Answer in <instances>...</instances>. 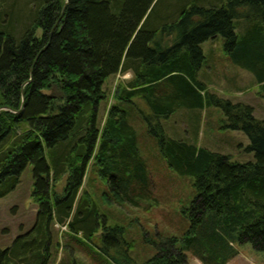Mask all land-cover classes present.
<instances>
[{"label": "trees", "instance_id": "16d2710c", "mask_svg": "<svg viewBox=\"0 0 264 264\" xmlns=\"http://www.w3.org/2000/svg\"><path fill=\"white\" fill-rule=\"evenodd\" d=\"M151 2L37 0L20 37L0 31V183L11 179L0 195L30 163L31 196L38 204L34 236L20 234L0 248V264H47L53 221L80 232L116 264H186L187 251L202 264H225L237 253L235 242L264 250V117H255L246 102L205 91L196 76L200 43L219 33L234 60L255 72L264 92V0H184L175 15L155 22L147 13ZM244 6L253 12L255 27L238 40L233 19ZM166 34L172 37L162 40ZM126 71L131 77L114 86V102L101 123L97 111L107 97L105 81ZM136 97L146 105L147 130L168 166L193 175L195 186L190 205L182 208L187 230L161 239L140 263L126 252L123 259L110 253L125 241L121 228L104 218L97 241L92 239L99 217L86 193H79L91 163L115 198L133 205L155 201L136 129L127 118ZM203 104L221 108L220 127L248 136L245 148L254 160H233L165 135L162 118ZM64 173L63 191L57 193L54 183Z\"/></svg>", "mask_w": 264, "mask_h": 264}, {"label": "rangeland", "instance_id": "374dc122", "mask_svg": "<svg viewBox=\"0 0 264 264\" xmlns=\"http://www.w3.org/2000/svg\"><path fill=\"white\" fill-rule=\"evenodd\" d=\"M184 0H152L147 13L149 21H163L175 15ZM37 0H0V31L20 37L31 22ZM244 6L234 17V31L238 40L254 29L253 12ZM252 17V18H250ZM40 31L37 30V33ZM169 34L162 40L171 38ZM203 59L196 76L204 82L205 91L242 101L252 106L255 117H264V92L256 83L255 72L234 60L226 50L224 37L217 33L200 43ZM131 77L126 71L110 75L105 81L106 99L98 105V119L102 123L108 106L114 102V86ZM135 104L128 105L127 118L137 132L140 155L145 160L151 178V192L155 201L149 206L145 199L139 205L115 198L108 183L98 174L95 166L88 163L79 193L88 196L95 206L99 225L93 240L98 239L103 218L108 225H117L122 232L121 249H110V253L123 259L126 252L134 262H143L157 250V243L166 236H181L188 228L189 217L182 212L190 205L195 194L193 175L180 174L169 167L159 151L156 137L147 130L142 109L144 102L136 97ZM223 112L214 104L199 107H180L161 119L166 136L182 138L211 150L227 153L233 160H254V152L246 149L248 136L240 129L220 127ZM91 162V160H90ZM66 173L54 183V191L61 193ZM3 180L0 189L8 187L11 179ZM33 177L31 164L27 163L17 176L14 185L0 195V248L12 245L15 238L26 232L25 238L34 236L30 230L35 222L38 204L31 196ZM4 186V187H3ZM49 259L47 264L63 261L65 264H116L106 253L88 241L81 233L68 232V227L57 221L51 223ZM96 235V236H95ZM237 253L226 264H264V250L256 249L250 242H235ZM123 249V251H122ZM187 253L186 264H202ZM125 259V258H124ZM21 264V263H19Z\"/></svg>", "mask_w": 264, "mask_h": 264}, {"label": "water", "instance_id": "95a60500", "mask_svg": "<svg viewBox=\"0 0 264 264\" xmlns=\"http://www.w3.org/2000/svg\"><path fill=\"white\" fill-rule=\"evenodd\" d=\"M65 4H66V1H65L64 5H63V7H62V10H63ZM61 12H62V11H61ZM21 95H22V101H21V105H20L19 109L22 108V106H23V92H21Z\"/></svg>", "mask_w": 264, "mask_h": 264}, {"label": "crops", "instance_id": "0c3cea01", "mask_svg": "<svg viewBox=\"0 0 264 264\" xmlns=\"http://www.w3.org/2000/svg\"><path fill=\"white\" fill-rule=\"evenodd\" d=\"M257 83V82H256ZM56 262V261H55ZM21 264H24V263H21ZM226 264V263H225Z\"/></svg>", "mask_w": 264, "mask_h": 264}]
</instances>
